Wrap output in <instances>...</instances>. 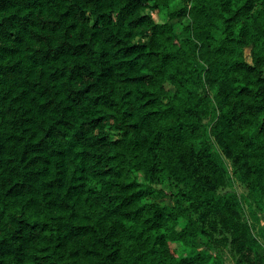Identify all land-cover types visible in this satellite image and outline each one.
Masks as SVG:
<instances>
[{
	"label": "trees",
	"instance_id": "16d2710c",
	"mask_svg": "<svg viewBox=\"0 0 264 264\" xmlns=\"http://www.w3.org/2000/svg\"><path fill=\"white\" fill-rule=\"evenodd\" d=\"M208 215L264 264V0H0V264H226Z\"/></svg>",
	"mask_w": 264,
	"mask_h": 264
},
{
	"label": "rangeland",
	"instance_id": "374dc122",
	"mask_svg": "<svg viewBox=\"0 0 264 264\" xmlns=\"http://www.w3.org/2000/svg\"><path fill=\"white\" fill-rule=\"evenodd\" d=\"M157 16V20H162L165 17L161 15ZM217 151L221 155L224 164L227 168V172L225 174V185H220L218 190L220 192L232 190L237 193L239 197L243 193H245L244 187L240 184L239 180L237 179L235 173L233 172V164L234 160L232 157L229 156L223 149H221L215 142H214ZM160 189L162 192L157 193L152 199L158 203H166L172 204L174 194L179 192L181 186L176 182L174 179H164L159 184ZM243 218H247V212L245 206H243V212H241ZM222 222L217 215H208L205 219V226L209 231L212 242L220 247L223 253V258L226 264H248L245 261L240 259L238 253H236L233 243L231 242V235L228 231L227 227L223 225Z\"/></svg>",
	"mask_w": 264,
	"mask_h": 264
}]
</instances>
